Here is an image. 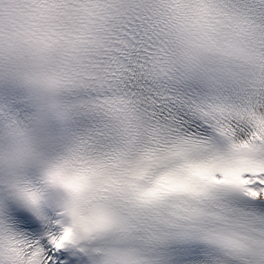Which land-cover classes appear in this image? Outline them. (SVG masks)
Returning <instances> with one entry per match:
<instances>
[{"label":"snow or ice","instance_id":"6c2138e0","mask_svg":"<svg viewBox=\"0 0 264 264\" xmlns=\"http://www.w3.org/2000/svg\"><path fill=\"white\" fill-rule=\"evenodd\" d=\"M0 264H264V0H0Z\"/></svg>","mask_w":264,"mask_h":264}]
</instances>
